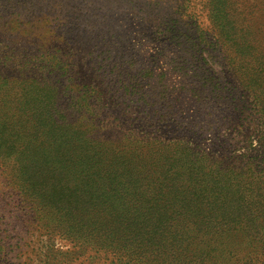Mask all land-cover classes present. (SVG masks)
<instances>
[{"label": "rangeland", "instance_id": "374dc122", "mask_svg": "<svg viewBox=\"0 0 264 264\" xmlns=\"http://www.w3.org/2000/svg\"><path fill=\"white\" fill-rule=\"evenodd\" d=\"M251 10L264 46V0H0V97L28 125L8 151L0 141V264H107L74 241L80 236L85 245L83 229L68 226L86 221L53 204L52 184L73 176L61 163L70 140L74 155L79 146L98 149V137L130 128L122 116L141 115L145 108L123 97L128 85L139 91L153 83L172 93L179 113L165 123L176 132L169 136L229 156L249 151L240 149L244 116H209L192 100L190 82L201 64L227 70L222 42ZM175 27L178 40L170 35ZM202 120L211 122L204 134L186 126ZM31 131L45 134L43 146L27 142ZM20 177L30 181L22 190Z\"/></svg>", "mask_w": 264, "mask_h": 264}, {"label": "trees", "instance_id": "16d2710c", "mask_svg": "<svg viewBox=\"0 0 264 264\" xmlns=\"http://www.w3.org/2000/svg\"><path fill=\"white\" fill-rule=\"evenodd\" d=\"M256 14L251 10L243 16L222 42L228 46L227 70L219 73L216 66L201 64L190 82L192 100L209 116L217 119L227 111L244 116L248 144L240 149L249 151L229 156L184 136H169L176 132L165 123L179 110L172 93L153 83L148 90L125 88L123 97L145 108L137 117L122 116L130 123L127 132L98 137V149L79 146L75 155L71 140L66 144L69 158L61 163L73 176L54 180L58 194L52 202L66 204L70 218L86 221L68 227L73 233L83 229L85 245L80 236L74 241L93 252L98 263L244 264V257L247 264H264V46L258 42ZM176 33L175 27L170 35L178 40ZM3 101L0 97V141L8 151L28 125L16 107L7 112ZM137 123L145 128L137 129ZM191 123L186 126L202 134L211 125ZM40 133L31 131L27 142L43 146ZM28 182L20 177L16 186L22 190ZM77 209L83 212L79 217Z\"/></svg>", "mask_w": 264, "mask_h": 264}]
</instances>
